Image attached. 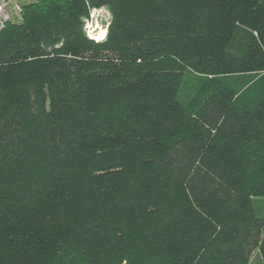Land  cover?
<instances>
[{"label":"trees","instance_id":"trees-1","mask_svg":"<svg viewBox=\"0 0 264 264\" xmlns=\"http://www.w3.org/2000/svg\"><path fill=\"white\" fill-rule=\"evenodd\" d=\"M256 199L264 0H36L0 31V264H264Z\"/></svg>","mask_w":264,"mask_h":264},{"label":"rangeland","instance_id":"rangeland-1","mask_svg":"<svg viewBox=\"0 0 264 264\" xmlns=\"http://www.w3.org/2000/svg\"><path fill=\"white\" fill-rule=\"evenodd\" d=\"M96 20L101 25V28L104 26L107 21L104 20L103 15H99L96 17ZM92 21V16L90 15V19L88 22ZM95 32L92 33L94 35ZM196 79L192 75H185L183 78V83L181 86V90L179 93V101L181 103H186L193 95L196 86ZM253 208L255 213L258 216L264 217V200L256 199L253 201ZM249 264H262V260L258 253H254L249 261Z\"/></svg>","mask_w":264,"mask_h":264},{"label":"clouds","instance_id":"clouds-1","mask_svg":"<svg viewBox=\"0 0 264 264\" xmlns=\"http://www.w3.org/2000/svg\"><path fill=\"white\" fill-rule=\"evenodd\" d=\"M87 3V0H85ZM103 15V18L107 23L104 24V26L101 28V25L96 20V17L99 15ZM90 15L92 16L91 22H85V33L90 39H94L96 41H101L106 38L107 36V29L111 22V14L108 12L106 7H100V8H91ZM95 32V36L92 35V33ZM254 35H258L257 33H253ZM123 264H127V261H124Z\"/></svg>","mask_w":264,"mask_h":264},{"label":"built area","instance_id":"built-area-1","mask_svg":"<svg viewBox=\"0 0 264 264\" xmlns=\"http://www.w3.org/2000/svg\"><path fill=\"white\" fill-rule=\"evenodd\" d=\"M23 8L15 0H0V31L11 21L20 19Z\"/></svg>","mask_w":264,"mask_h":264},{"label":"crops","instance_id":"crops-1","mask_svg":"<svg viewBox=\"0 0 264 264\" xmlns=\"http://www.w3.org/2000/svg\"><path fill=\"white\" fill-rule=\"evenodd\" d=\"M17 3H19L22 8H24L25 6L34 3L36 0H15Z\"/></svg>","mask_w":264,"mask_h":264},{"label":"bare ground","instance_id":"bare-ground-1","mask_svg":"<svg viewBox=\"0 0 264 264\" xmlns=\"http://www.w3.org/2000/svg\"><path fill=\"white\" fill-rule=\"evenodd\" d=\"M96 34V33H95ZM95 34L93 36H95Z\"/></svg>","mask_w":264,"mask_h":264}]
</instances>
